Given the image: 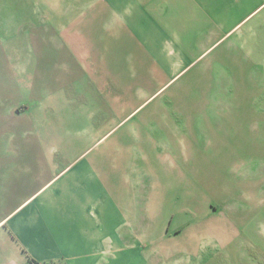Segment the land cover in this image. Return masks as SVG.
<instances>
[{
  "label": "crops",
  "instance_id": "crops-1",
  "mask_svg": "<svg viewBox=\"0 0 264 264\" xmlns=\"http://www.w3.org/2000/svg\"><path fill=\"white\" fill-rule=\"evenodd\" d=\"M23 1L0 0V122L11 127L0 137V264H188L189 246L212 237L165 232L163 205L147 197V165L163 173L153 149L141 160L120 149L162 143L150 113L173 107L154 101L184 77L264 73V0H79L54 59L20 33ZM106 143L109 160L88 159ZM61 160L71 163L53 170Z\"/></svg>",
  "mask_w": 264,
  "mask_h": 264
},
{
  "label": "rangeland",
  "instance_id": "rangeland-1",
  "mask_svg": "<svg viewBox=\"0 0 264 264\" xmlns=\"http://www.w3.org/2000/svg\"><path fill=\"white\" fill-rule=\"evenodd\" d=\"M23 6L20 0L19 7ZM4 7L0 2V8ZM28 8L31 22L20 33L30 31L35 37V56L64 57L65 39L61 33L67 32L57 27L72 26L79 20L81 2L31 0ZM5 18H0V26ZM44 44L51 49L41 55L40 45ZM65 54L72 60L68 51ZM234 76L240 78L184 77L154 101L173 106L150 113L162 143L143 142L140 137L139 141L124 144L128 149H120L122 154L140 160L147 154L143 145L153 149L148 152L163 173H153L151 161L147 165V197L163 205L165 232L174 235L191 231V237H212L210 248L205 247L208 239L201 241L205 246H189L195 252L188 253V264H264V73L245 70ZM52 81L55 83V78ZM87 116L91 118V113L85 111ZM10 128L3 119L0 137H8ZM108 145L91 151L93 155L88 159L104 153L109 160ZM57 146L56 151L63 152V145ZM70 163L55 161L53 170L59 172ZM152 225H147L149 230ZM146 242L149 249L154 241ZM226 242V246H215Z\"/></svg>",
  "mask_w": 264,
  "mask_h": 264
},
{
  "label": "built area",
  "instance_id": "built-area-1",
  "mask_svg": "<svg viewBox=\"0 0 264 264\" xmlns=\"http://www.w3.org/2000/svg\"><path fill=\"white\" fill-rule=\"evenodd\" d=\"M29 264H36V263H35V262H33V261H30V262H29Z\"/></svg>",
  "mask_w": 264,
  "mask_h": 264
}]
</instances>
